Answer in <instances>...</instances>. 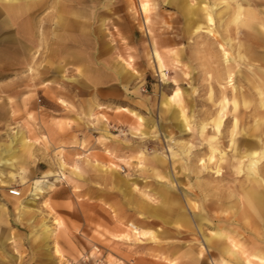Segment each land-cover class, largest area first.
<instances>
[{"label": "rangeland", "instance_id": "obj_1", "mask_svg": "<svg viewBox=\"0 0 264 264\" xmlns=\"http://www.w3.org/2000/svg\"><path fill=\"white\" fill-rule=\"evenodd\" d=\"M10 1L0 264H264V0Z\"/></svg>", "mask_w": 264, "mask_h": 264}, {"label": "crops", "instance_id": "obj_2", "mask_svg": "<svg viewBox=\"0 0 264 264\" xmlns=\"http://www.w3.org/2000/svg\"><path fill=\"white\" fill-rule=\"evenodd\" d=\"M26 1H29V0H26ZM4 8L6 10V12L9 13V15L11 16V18L13 20H16L20 15L24 14V12L26 11L27 12V9L31 8V4L30 2H19L18 0H11L10 2H4ZM72 5V3H71ZM103 8L105 9V6H103ZM187 13V11H186ZM61 20V19H60ZM99 24H98V31L95 35V39L98 40V34L100 33V30H101V26H102V21H100L101 19L99 18ZM69 22L68 20H64L62 19L61 20V23L62 25L66 28V29H69V30H72L73 27L72 26H69ZM20 29H23V25L20 24ZM70 33L72 34V32L68 31V34L70 35ZM67 34V35H68ZM72 36V35H71ZM71 38V37H70ZM77 39V38H75ZM156 48V47H155ZM157 49V48H156ZM154 54V53H153ZM254 198H255V205L257 207H259L261 209V212L262 214H264V195H254ZM262 202V203H261ZM261 204V205H259ZM147 211L150 213L152 211V213H154L156 210L153 209V208H147ZM249 221L245 220L243 218V225H245V228L244 229H249L250 226L248 225ZM253 223V222H252ZM131 230L132 231H126L125 232V236L128 237L129 239H136L137 237H140V233H139V229L131 223ZM248 226V227H247ZM236 228H232V227H229L227 230H223L222 228H218L215 233L213 234V240H214V243L215 245L219 248V250L225 254H227L228 256L230 257H233V258H237V255H240L242 256L243 258V255L245 256L246 254V248L244 246V243L241 241V239H237L236 238V235H238V233H236ZM243 232H246L245 230ZM135 233V235H134ZM220 240V242H219ZM221 240L224 241V245H221Z\"/></svg>", "mask_w": 264, "mask_h": 264}, {"label": "bare ground", "instance_id": "obj_3", "mask_svg": "<svg viewBox=\"0 0 264 264\" xmlns=\"http://www.w3.org/2000/svg\"><path fill=\"white\" fill-rule=\"evenodd\" d=\"M140 8H141V10H142V12L143 13H146L147 14V12H148V4H147V2H141V5H140ZM187 11H188V14L191 16V14H192V8H190V6L189 5H187ZM75 12L76 11H73V12H71L72 13V15L73 16H75L76 17V14H75ZM146 19L148 20V16L146 15ZM146 20V21H147ZM153 53H154V55L156 56V57H158V52H157V49L156 48H154L153 49ZM237 56V55H236ZM184 126L185 125H182V130H183V128H184ZM256 157V156H255ZM252 160H253V158H252ZM255 161V160H254ZM253 162V161H252ZM251 162V160H250V162H249V167H251V164H253ZM254 165V164H253ZM253 168V167H252ZM239 169V168H238ZM254 170V169H253ZM256 190V189H255ZM255 199V198H254ZM257 203V202H256ZM262 203V202H261ZM259 205H261V204H259Z\"/></svg>", "mask_w": 264, "mask_h": 264}, {"label": "built area", "instance_id": "obj_4", "mask_svg": "<svg viewBox=\"0 0 264 264\" xmlns=\"http://www.w3.org/2000/svg\"><path fill=\"white\" fill-rule=\"evenodd\" d=\"M18 191L16 190H9V194L13 195V196H18Z\"/></svg>", "mask_w": 264, "mask_h": 264}]
</instances>
